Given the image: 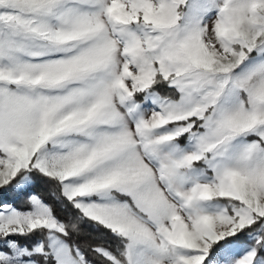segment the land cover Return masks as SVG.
Returning <instances> with one entry per match:
<instances>
[{
	"label": "snow or ice",
	"instance_id": "obj_1",
	"mask_svg": "<svg viewBox=\"0 0 264 264\" xmlns=\"http://www.w3.org/2000/svg\"><path fill=\"white\" fill-rule=\"evenodd\" d=\"M0 264H264V0H0Z\"/></svg>",
	"mask_w": 264,
	"mask_h": 264
},
{
	"label": "trees",
	"instance_id": "obj_2",
	"mask_svg": "<svg viewBox=\"0 0 264 264\" xmlns=\"http://www.w3.org/2000/svg\"><path fill=\"white\" fill-rule=\"evenodd\" d=\"M52 189V185L44 182L43 180L37 179L35 191L40 194L45 200L55 203ZM57 213L61 217H67L68 215V212L62 210L60 207L57 208ZM96 235L97 234L92 231L91 226L87 223H84L81 225V232L75 238L78 240L82 247L87 248V246L96 239Z\"/></svg>",
	"mask_w": 264,
	"mask_h": 264
}]
</instances>
